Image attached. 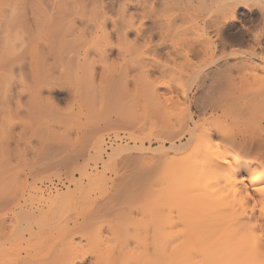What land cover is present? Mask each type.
Wrapping results in <instances>:
<instances>
[{
	"label": "bare ground",
	"instance_id": "bare-ground-1",
	"mask_svg": "<svg viewBox=\"0 0 264 264\" xmlns=\"http://www.w3.org/2000/svg\"><path fill=\"white\" fill-rule=\"evenodd\" d=\"M48 1L0 0L1 50L6 37L15 26L22 30L23 37L31 38L34 35L41 37V41L33 46L12 50L5 55L0 51V80L4 76L2 73L7 77L13 72L14 61L18 59L22 61L20 71H28L27 73L31 75L29 84L23 85V88L29 87L28 90L22 87L13 90L14 85L10 84L13 74L10 79L8 77V81L7 79L4 81L3 86L6 87H3L4 89L1 87L3 92H0L2 95V97L0 95V147L7 151V158L13 156L12 145L17 146L15 139L22 135L25 128L24 124L15 120L17 114L15 107L19 108L18 102L21 100L23 90L24 93L26 90L30 91L33 96L37 94L38 98L44 86L49 88L48 90L53 88H50V84L46 83L40 74L41 71L48 70L45 68L50 62L48 58H52V62L55 60L51 62L52 64L61 60L63 73H67V76H72L75 80L74 87L70 88L69 93V97L74 101L80 98L86 87L84 79L87 87L92 86L96 79L100 80L102 77L104 65L118 63V69L114 70V74L117 77H125L123 90L126 92L129 85L140 88L137 91L139 97L134 103L136 109L132 110L136 114L140 111L141 119L139 116L136 121L140 120L146 127H157V132L153 141L148 139L150 140L148 147L136 148L134 145L136 148L134 153L128 149V152L121 156L120 160H124L125 164L130 163L133 171L129 165L126 167L128 170L125 169L126 172L123 169L125 173L120 172L122 168L117 170L121 174H114L115 179L112 178L115 182L112 181L113 184L110 186L113 188L111 196L119 197L128 191L133 183L136 185L133 184L132 188L139 190L157 168L170 164L177 167L179 173L169 180L165 192L168 197L174 199L187 194L195 182L187 179L179 182V176L186 177L189 172L201 166L207 167L212 174L210 179H213L216 192L225 193L213 209L212 215L204 214L205 209L190 201L191 203L186 202L180 207L161 208L160 215H152V218L139 228L124 224L112 231L109 228L103 231V227L98 225L95 232H31L32 225L29 227L24 225L14 232H5L4 225L1 224L4 222L0 220V240H7L5 241L7 243H0V262L7 260L10 264H264V113L257 120L256 133H248L236 127L229 129L223 127L221 123H207L202 118L203 115H207L222 120L228 115L226 106L232 101L248 102L251 105L264 104L262 64L264 44L263 47L253 48L251 51L249 49L225 51L229 45L230 35H234L229 30L234 28L239 12H246L250 22H256L257 25L264 27V0H50L51 6L50 3L46 4ZM81 3L90 5V8L86 10L83 5L86 11L80 10L82 6L78 5ZM113 8L116 9H114L116 15L115 13L112 15L115 18L107 13ZM59 10L63 20L72 17L76 22L72 21L71 26L68 24L69 32L66 29L63 33L64 29H61L64 35L61 34L62 41L58 44L60 47H56L59 50L55 52L57 54H50L49 44L45 40L49 34L45 29L50 21L58 19ZM107 23H110V31L108 30V34L105 33L104 38H101V35L97 38L96 32L104 31ZM237 34L240 33H235ZM243 34L245 35L244 32ZM239 66L243 67L242 69L246 66L248 71L244 74L237 70L233 76L231 69ZM184 70H187L195 81L196 88L200 90L199 94L196 92L190 94V87L186 89L181 86L177 90L173 86L170 77ZM80 73L84 77L82 79L84 82L78 86ZM240 87L243 91L236 95ZM33 91L37 93L34 94ZM168 106L174 107V111L170 108L173 111L171 112ZM260 108L264 109V106ZM104 123L123 127L129 122L116 115L113 118L108 117ZM85 125L82 126L81 123L80 126H75L73 133L66 127L61 131L56 129L58 132H54L56 134L54 137L59 138L60 135L69 138L72 133L76 138H81L84 147L80 145L79 149L84 152L81 153L79 149L78 151L84 155L87 152V144L101 137V130L95 128L96 126ZM175 125L182 126V130L175 131L173 128ZM49 127L47 132L51 134ZM39 135L40 138L42 135ZM99 140L102 145L103 140ZM153 142L157 144L155 147H152ZM166 142L170 147H185L182 155L177 157L175 150L167 149L165 152L154 153L157 149L164 150ZM45 143L44 145L42 141L44 145L42 148L46 150L52 143L50 141ZM119 145L120 143H117L111 148L115 150L123 146ZM63 147L67 148L65 145ZM57 148L55 146L52 153L49 150L47 152L53 155ZM95 149L96 147L94 150L92 147L91 150ZM39 153L41 151L37 154ZM7 158L0 164V179H3L4 183L0 185V210L4 209V205L16 200L15 196H19V193L15 192L17 195L14 193L17 188L13 189V184H16L13 182L15 180L12 174L14 167ZM70 158L66 160L69 161ZM37 202L42 205L51 203L57 207L55 213L51 215L39 213L42 217L37 221L36 229L43 231L60 222L65 209L80 203L78 195L68 198L60 191L47 197L41 194ZM5 209H10V206ZM40 209L39 206H35L31 209V214L34 216V212L36 210L40 212ZM33 235H41L49 241L47 242L49 253L55 251L53 257L51 254L50 257L47 256L50 261L47 262L43 257L41 259L40 252L20 250L21 245ZM81 240L87 243L84 252H79L77 248Z\"/></svg>",
	"mask_w": 264,
	"mask_h": 264
},
{
	"label": "rangeland",
	"instance_id": "rangeland-1",
	"mask_svg": "<svg viewBox=\"0 0 264 264\" xmlns=\"http://www.w3.org/2000/svg\"><path fill=\"white\" fill-rule=\"evenodd\" d=\"M47 3L49 5L50 0L46 2V4ZM83 5H85V3H83ZM83 5L82 3L78 5L80 7L82 6L80 10H88L90 8V5H85L86 8L83 7ZM114 9L115 8H113L112 10L109 9L110 11H107V13L111 15L112 18H115V16H112L114 15L116 10ZM238 14L236 15L237 21L235 20L236 22H234V28L232 29L233 31L229 30L231 33L233 32L234 35H230V38L228 39L229 45L227 48H225V51H228L230 49L231 52L233 50V52H237L245 49V51H247L248 49L251 51L253 48L258 49L259 47H263L264 27L262 28L259 24L257 25L256 22H250L246 12H239ZM57 15L58 19L56 18L57 20H54L53 22L50 21V23L46 25L45 29V31L48 30V32L46 31V33L49 34V37H46L45 40L49 44L48 50L50 51V54H57L55 52H57V50L59 49H57L56 47H60V45L58 44H60V41H62V32H66L68 24L71 26L70 23L72 21L76 22L74 21V19H72V17L63 20L60 17V10L58 11ZM254 24H256V26ZM108 25L106 26L104 31L101 30V32H96V35L98 34L97 38L100 35L102 36H100L101 38H104L103 36H105V33L108 34V30L110 31V25ZM62 28L64 30H62L61 32ZM242 31L245 33V35H242ZM235 33H240L241 35H235ZM23 36L24 35H22V30L18 26L13 27V30L5 39L4 47L2 48V50L0 49L1 54L5 55L6 53L12 50H18L26 46H33L41 41V37L38 35L31 36V38ZM262 40L263 42H260ZM50 47L51 49H49ZM243 54L248 55L247 53ZM233 57H235L236 59L235 55H233ZM51 59L52 58H48L50 62L48 61L49 64H47L48 66L45 67L48 68V70L45 69L47 71H41L40 74L41 76L43 75L42 77L44 79H42L46 80V83L50 84V88H53L52 90L50 89V91L48 90L49 88L47 89V87L45 88L44 86L45 89L43 88V91L41 90L39 92L40 94L38 93V98L36 94L37 92L33 91L34 94H36V96H33V93L29 91L31 94L30 97V94L27 91L29 87H27V89L26 86L31 80V75L27 73L28 71H20L19 68L22 63L20 59L16 60V62L14 61L13 72L11 74L9 73L10 76H8V74L6 77L5 73H2L5 77L3 76V79L0 80V92H3L1 91V87H6L3 86L5 85L4 81L6 79L8 81V77L10 79L12 74V82L10 80L9 81L11 85L13 84L15 86L12 87L13 90H18L21 87L23 88V85L25 83H28L27 85L25 84V88L27 89L26 92L24 93L25 88H23V93L22 95L20 94L21 100L18 99L19 102L17 100L20 109L18 107H15V109L17 110L15 120L24 124L25 128L24 130H22V135L20 134V137L18 135L19 138L16 137L17 139H15L17 141L15 142L17 143V146L15 144L12 145L14 148V151L12 152L13 156L8 159V153L6 154L7 151L0 147V164H3L6 158L7 160H10L11 164L14 167L12 169V174L13 179L15 181L13 182H16V184H13V189L15 187L17 188H15L16 190L14 191V193H19V196L15 193L17 195L14 197L16 198V200L14 199L10 204L4 205V209L0 210V220L1 222L2 220L4 222L1 224L4 225L3 229H5V232H14L17 229L23 228L22 226L24 225L27 227L32 225L33 228L31 229V232H95V227L98 225H101L103 227V231H106L107 228L112 231L115 227L120 228V226L124 224H128L130 227L135 226L139 228L145 225L152 218V215H160L161 208L165 209L168 206L180 207L184 203H189L190 201L194 203L196 202L199 207L205 209L206 212H204V214L212 215L213 209H215L218 204V201L220 200L221 196L224 195L225 191H221L218 193L216 192V186L213 184L214 182H212L213 179H210L212 174L205 166H201L196 170L189 172L186 177L179 176V182H184L187 179L188 181H194L195 183L193 185V188H191L187 194L176 197L174 199L168 197L165 193L166 188L169 185L170 178L174 175H178L177 173H179L178 168L175 167L173 164L157 168L144 186L139 185L140 187H142L139 190L133 189L134 185H136L133 183V188L132 185L129 186L133 190L128 187V191L123 192V194H121L119 197H112L111 192L113 188H111L110 186L111 184H113V182H115L112 178L115 179L114 176L118 175V173L121 174L123 172V169L125 170L128 165L129 167H131L130 163L125 164L124 160H120L121 156L128 151L134 153L136 151L134 149H136L137 147H148V141H150L148 139H151V141H153V137L155 138V134L157 132V127H146L142 125V122L140 120L136 121L141 115L140 111H138L137 114L132 111L135 108V100H137L136 98L139 97V93L137 91H139L140 88H134L129 85L126 92L123 90L125 77H117L114 74V72L118 69L117 65H119L117 62H115L117 64L111 65L110 63L107 66L104 65L103 75L100 80L99 78L96 79V81H94V85L89 87H87L86 79H84V77H82V73H80L81 76H79L77 84L79 86L81 82L85 81L84 84L86 86V90H84L86 92L82 89L83 93L81 92L80 98L77 101H74L72 98L69 97V93L70 88H72V86L74 85L73 83H75V80L72 76H67V73H63V68L61 69L62 61L59 58L58 60L60 61H56L54 64L52 63L55 60L52 62L53 59ZM262 61H264V56ZM58 62H60V65L58 64ZM262 64H264V62ZM242 68L243 67L240 66L237 68H232L231 70L233 76L234 72L236 73L237 70H239V72L241 71L244 74L248 71V68L246 66L244 68L246 71ZM186 71L184 70L182 72H177L170 77L173 86L177 90L181 86L186 89L190 87V94H193L195 92L199 94L200 90L198 91V88H196L195 81H193V78L188 74V71L187 73ZM242 73H240V75ZM235 77L237 76L235 75ZM82 79H84V81ZM6 83L8 84V82ZM242 91L243 89L242 87H240L236 91V95L241 94ZM34 97L36 100L34 99ZM260 106L263 107L264 104L251 105L248 104V102L244 103L241 101H232L226 106L228 115L222 120H218L216 117H208L207 115H203L202 118L207 123H221L223 127H227L229 129L242 128L248 133H256L258 131L257 120L260 119V117L264 113V109L260 108ZM170 108L171 106L169 107L170 111L171 109H173L174 111V107L171 109ZM193 110H195V108H193ZM87 114H90L89 117ZM116 115L125 118L129 123L126 124V126L124 125L123 127L122 125H105L104 122L108 117L113 118ZM83 121H85V123L87 124L85 125ZM80 122L82 123V126H96L95 128L101 130V137L99 136V138H95L90 141L91 143L87 144V152H85L86 154L84 155L80 154L81 150L79 149L80 145H83L84 147V142H82L81 138L77 137V139L75 135L72 134V131H74L73 129H75L74 127L81 125ZM47 127L51 128L50 132L52 133L58 132V129H60L61 131V129H63L64 127H66L67 130L70 129L72 133L69 138L61 137L60 135L59 138H55L54 136H56V134L54 133V135L52 136V133H48ZM173 128L175 131L182 130V126L178 125H175ZM56 129L58 131H55ZM70 130L68 131L70 132ZM37 132L43 133H39L40 135H42L40 138L38 137L39 134ZM54 138L56 140H54ZM99 139L103 140L102 145L101 143H99L101 141ZM42 141L43 144L49 141L54 144L53 146L50 143V148H55V146L56 148L58 147L57 151H54V153L56 152L58 154L55 155L53 153L54 156L51 154L53 148L52 150L48 147V149L46 150L42 148L45 144H47L45 143L44 145H42ZM36 142H39V144ZM97 143L100 144L101 147ZM117 143H120V145L123 144L124 148L123 146H121L119 149H112L111 147L114 148ZM141 143L142 145H139ZM167 143L168 142H166L164 145V150L157 149L154 151V153L165 152L167 150H175L177 157L182 155L185 147L174 148L170 147L169 143ZM93 144H97L98 146H93ZM36 145H38V147ZM64 145L67 146V148L63 147ZM134 145L136 146V148H134ZM156 145L157 144L153 142L152 147H155ZM39 147L40 149H38ZM92 147L93 150L94 147H96L95 151L91 150ZM58 149L61 150L59 151ZM78 149L80 150V152L78 151ZM47 150L51 152V156L49 154V151L47 152ZM40 151L41 153L37 154ZM113 151H115V153ZM67 158H70L68 159L69 161L66 160ZM121 161L124 163V166ZM120 169L121 173L117 171ZM126 170H128V168ZM130 170L133 171V168L131 167ZM129 171L127 172L129 173ZM2 183L3 179H0V185ZM107 187L108 189H106ZM136 187L138 188V186ZM2 189L3 188H1V190ZM56 191L63 192V195L68 198L75 197L76 195H78L80 203L65 209L62 216V220L56 223V225L51 227L49 230H37L36 223L39 218L42 217V215L44 214L51 215L52 213H55L54 211L57 210V207L55 205L53 206L51 203H49L48 205H42L40 204V202L38 203V197L41 194L43 195V197H47L49 194H55ZM212 191H214L215 194H212ZM8 206H10V209H5ZM35 206H39V209L42 206V208L39 210L40 212H38L37 209L34 212L33 216V214H31V209ZM39 213L42 215H40ZM29 218L31 220H28ZM89 220H91V222L88 223ZM93 222L94 225L92 226ZM5 241L7 240H0V243H4ZM47 242L49 241H47V239L43 238L41 235H33L21 245L22 247L20 248V250H27L30 253H32L33 251L34 253L40 252V258L42 259L43 257L48 262V260L50 261L51 259H49L47 256L51 254L53 257L55 251H51V253H49L50 251L47 247L49 243L47 244ZM84 242L86 241L81 240V243H78L79 245L77 244L79 252L86 251L85 249L87 247V243L85 244ZM42 250H44L45 252H43ZM13 251L15 252L16 250ZM5 262H7V260H2L0 264H5ZM7 264H10V262H7Z\"/></svg>",
	"mask_w": 264,
	"mask_h": 264
}]
</instances>
